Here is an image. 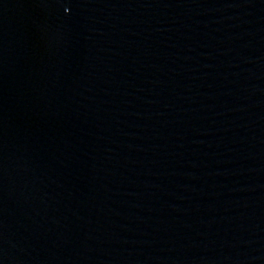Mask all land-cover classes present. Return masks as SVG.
Instances as JSON below:
<instances>
[{
    "label": "water",
    "instance_id": "obj_1",
    "mask_svg": "<svg viewBox=\"0 0 264 264\" xmlns=\"http://www.w3.org/2000/svg\"><path fill=\"white\" fill-rule=\"evenodd\" d=\"M0 264H264V0H0Z\"/></svg>",
    "mask_w": 264,
    "mask_h": 264
}]
</instances>
